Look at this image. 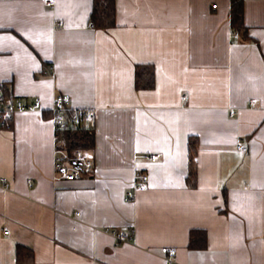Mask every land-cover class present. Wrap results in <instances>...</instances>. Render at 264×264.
<instances>
[{"label":"crops","instance_id":"1","mask_svg":"<svg viewBox=\"0 0 264 264\" xmlns=\"http://www.w3.org/2000/svg\"><path fill=\"white\" fill-rule=\"evenodd\" d=\"M115 2L101 31L94 0H0V84L40 101L0 129V264H19L18 246L25 264H165L162 248L175 264H264V0L245 1L249 40L232 36L230 0ZM137 65L153 90H136ZM57 94L94 113V169L73 181L54 180ZM136 172L148 187L127 202ZM192 231L206 249L188 248Z\"/></svg>","mask_w":264,"mask_h":264},{"label":"trees","instance_id":"2","mask_svg":"<svg viewBox=\"0 0 264 264\" xmlns=\"http://www.w3.org/2000/svg\"><path fill=\"white\" fill-rule=\"evenodd\" d=\"M246 0H230V23L233 33H237L243 40H249L248 28L244 22V4ZM91 25L96 30L108 31L116 28V2L115 0H94ZM135 88L137 91H150L155 88V70L151 65H137L135 68ZM0 129H13V115L5 118V112L16 99L13 96L11 84H0ZM74 115L73 110L65 113L66 121L61 130L56 132L57 151L65 154L70 161L77 151H93L95 148V132L93 126H74L70 123ZM198 139L191 137L188 142L190 165L188 172V185L196 188L197 165L196 156ZM207 247V236L204 231H192L188 248L190 250H204ZM16 257L19 264L32 263L31 250L18 246Z\"/></svg>","mask_w":264,"mask_h":264},{"label":"built area","instance_id":"3","mask_svg":"<svg viewBox=\"0 0 264 264\" xmlns=\"http://www.w3.org/2000/svg\"><path fill=\"white\" fill-rule=\"evenodd\" d=\"M42 2L49 7L54 9L56 5V0H42ZM216 7V6H214ZM234 39H237L239 36L237 33L233 35ZM1 100V95H0ZM71 98L67 94H57L54 99L53 106V123L55 125L56 132L61 130L66 118V111L70 110ZM251 103H255V100H252ZM40 109V101L35 100L32 105H25L19 101H16L12 106L7 108L5 112V118H10L14 113L18 111H28V110H38ZM230 115H235L234 111L230 112ZM94 119V113L88 110H78L74 111V115L70 120V123L74 126H81L87 123H91ZM238 151H247L246 148L241 145L237 146ZM55 161V181H73L80 179L83 174L90 173L94 169V161L89 151H77L74 154V158L68 161L64 153L57 151ZM147 158L151 161H157L159 155H150ZM0 183L4 189H8V185L5 178L0 179ZM149 183V176L142 172H136L134 175V182L131 189L126 193L125 201H133L138 193L144 192ZM80 213H76V216H79ZM5 234H8V231H5ZM116 243L122 244L131 241L134 239L135 231L130 229L129 231H120L115 230L112 232ZM161 254L165 258V264H175L174 259L176 258L177 251L171 248H162Z\"/></svg>","mask_w":264,"mask_h":264}]
</instances>
